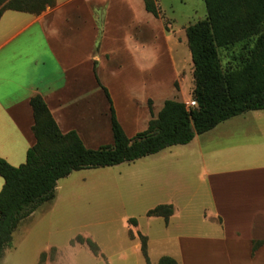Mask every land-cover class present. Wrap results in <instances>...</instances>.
Wrapping results in <instances>:
<instances>
[{"label":"crops","instance_id":"0c3cea01","mask_svg":"<svg viewBox=\"0 0 264 264\" xmlns=\"http://www.w3.org/2000/svg\"><path fill=\"white\" fill-rule=\"evenodd\" d=\"M177 34L146 9L144 0H56L40 14L5 10L0 16V158L14 166L26 161L36 141L30 102L36 95L63 133L75 130L91 148L114 143L110 103L100 83L126 134L145 130L152 118L148 102L154 113L160 110H154L153 80L147 86L144 74L161 56L174 57ZM112 80L123 84L124 103ZM139 101L147 106L138 108ZM102 122L107 131L99 129ZM202 137L209 139L207 145L199 143ZM196 142L198 151L187 153V159L202 164L201 180L209 192L204 218L220 230L205 239L208 249L212 245L226 254L225 264H264V110L234 116L185 145ZM3 184L0 176V190ZM255 241L261 244L253 251Z\"/></svg>","mask_w":264,"mask_h":264},{"label":"rangeland","instance_id":"374dc122","mask_svg":"<svg viewBox=\"0 0 264 264\" xmlns=\"http://www.w3.org/2000/svg\"><path fill=\"white\" fill-rule=\"evenodd\" d=\"M156 1L162 25L178 33V42L174 57L161 56L153 71L145 72V84L153 80L155 111L162 108L164 98L182 101L189 108L194 66L187 28L206 18L205 2ZM5 3H0V10ZM242 46L220 48L224 70L241 65ZM111 82L123 102L121 81ZM148 103L153 109V102ZM144 105L139 101L137 106L143 109ZM152 117L157 113L152 111ZM105 125L102 122L99 129L107 131ZM208 141L202 137L199 143L207 145ZM224 141L232 140L224 137ZM197 143L170 146L132 162L74 171L60 179L55 198L39 206L14 231L13 247L5 250L0 264H158L163 255L179 264H225L227 255L206 245L207 236H216L220 230L204 218L209 192L201 180L202 164L187 159V153L198 151ZM101 145H108L107 141L95 146ZM159 204L174 206L168 223L163 217L148 215ZM133 218L137 224L131 222ZM78 235L95 241L99 254L86 243L72 245ZM142 235L148 240L149 262L141 250Z\"/></svg>","mask_w":264,"mask_h":264},{"label":"trees","instance_id":"16d2710c","mask_svg":"<svg viewBox=\"0 0 264 264\" xmlns=\"http://www.w3.org/2000/svg\"><path fill=\"white\" fill-rule=\"evenodd\" d=\"M146 9L159 16L156 0H144ZM5 10L42 13L56 0H0ZM206 18L187 28L188 47L193 62V100L187 107L179 100L166 99L156 118L145 130L129 137L117 118L108 89L114 143L87 147L75 130L63 133L40 95L31 98L35 143L28 149L26 161L19 166L0 158V259L12 245L19 224L39 206L55 198L58 181L72 172L114 166L156 154L170 146L190 143L219 123L251 110H264V0H204ZM245 41V42H244ZM245 43V44H244ZM251 46L247 48V44ZM243 44L241 65L224 70L220 48L232 49ZM243 53V54H242ZM150 110L152 112L151 106ZM173 204H159L149 216L163 217L168 223ZM137 224L135 218L131 219ZM147 237L141 236V250L147 260ZM86 243L98 255V244L78 235L71 244ZM261 242L255 241L253 251ZM158 264H179L163 255Z\"/></svg>","mask_w":264,"mask_h":264},{"label":"built area","instance_id":"2783aa9c","mask_svg":"<svg viewBox=\"0 0 264 264\" xmlns=\"http://www.w3.org/2000/svg\"><path fill=\"white\" fill-rule=\"evenodd\" d=\"M196 101L195 100H192L191 102H190V106L189 107H194V106H196Z\"/></svg>","mask_w":264,"mask_h":264}]
</instances>
